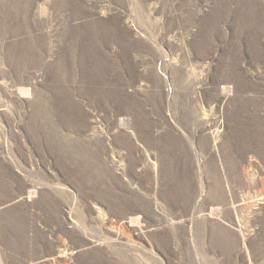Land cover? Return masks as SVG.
Masks as SVG:
<instances>
[{"label": "rangeland", "instance_id": "374dc122", "mask_svg": "<svg viewBox=\"0 0 264 264\" xmlns=\"http://www.w3.org/2000/svg\"><path fill=\"white\" fill-rule=\"evenodd\" d=\"M4 163L0 264H264V0H0Z\"/></svg>", "mask_w": 264, "mask_h": 264}, {"label": "crops", "instance_id": "0c3cea01", "mask_svg": "<svg viewBox=\"0 0 264 264\" xmlns=\"http://www.w3.org/2000/svg\"><path fill=\"white\" fill-rule=\"evenodd\" d=\"M4 164L7 166L9 175H11L13 179H18L20 181H24L25 185H27V186H25V188L20 190L19 192L13 194L12 197H10L9 199L8 198L3 199V201L0 202V212H2L3 210H6L8 208L14 207L20 203H23L26 200L29 201V196L33 192V190L30 188L31 184L28 183L27 176H26L25 172H23L21 170V168H19L18 166H15V165H11L10 163H4ZM35 227H36L37 233L38 232H44L45 242L47 244L53 245L56 249V244H57L56 239L57 238L55 236L54 231L52 229L49 230L48 228H45L40 223H37L35 225ZM28 237L33 242L35 240V232H30L28 234ZM55 255H58V249L56 250ZM40 260L41 259L38 257V258L32 259V261H25L21 264H39Z\"/></svg>", "mask_w": 264, "mask_h": 264}, {"label": "bare ground", "instance_id": "6f19581e", "mask_svg": "<svg viewBox=\"0 0 264 264\" xmlns=\"http://www.w3.org/2000/svg\"><path fill=\"white\" fill-rule=\"evenodd\" d=\"M214 212V211H213ZM215 215V214H214Z\"/></svg>", "mask_w": 264, "mask_h": 264}, {"label": "built area", "instance_id": "2783aa9c", "mask_svg": "<svg viewBox=\"0 0 264 264\" xmlns=\"http://www.w3.org/2000/svg\"><path fill=\"white\" fill-rule=\"evenodd\" d=\"M38 192V191H37Z\"/></svg>", "mask_w": 264, "mask_h": 264}]
</instances>
